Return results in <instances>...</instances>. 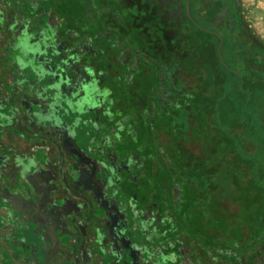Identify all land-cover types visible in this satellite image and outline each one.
<instances>
[{"label":"flooded vegetation","instance_id":"flooded-vegetation-1","mask_svg":"<svg viewBox=\"0 0 264 264\" xmlns=\"http://www.w3.org/2000/svg\"><path fill=\"white\" fill-rule=\"evenodd\" d=\"M29 3L11 58L36 129L20 136L55 149L54 171L94 202L118 259L264 264V163L249 156L254 147L227 156L230 147L209 145L189 96L157 97V16L146 19L141 1L94 0L106 15L80 17ZM129 8L140 13H121ZM175 76L188 93L192 77Z\"/></svg>","mask_w":264,"mask_h":264},{"label":"crops","instance_id":"crops-1","mask_svg":"<svg viewBox=\"0 0 264 264\" xmlns=\"http://www.w3.org/2000/svg\"><path fill=\"white\" fill-rule=\"evenodd\" d=\"M237 4L249 39L264 49V0H253L249 10L244 0ZM22 22L5 20L0 10V107L9 103L11 92L25 94L23 84L14 81L18 74L11 58ZM7 118L0 112V264H123L113 249L121 248L119 241L110 236L94 202L73 193L70 181L54 171L61 161L55 149L46 155L41 143L20 136ZM238 133L249 138L242 129ZM248 133L254 136V130Z\"/></svg>","mask_w":264,"mask_h":264},{"label":"trees","instance_id":"trees-1","mask_svg":"<svg viewBox=\"0 0 264 264\" xmlns=\"http://www.w3.org/2000/svg\"><path fill=\"white\" fill-rule=\"evenodd\" d=\"M31 1L23 0V3ZM41 1L50 4L53 10L66 11L75 17L106 15L105 12L95 13L94 0ZM180 1L183 16L176 24L179 36L171 38V46L162 36L164 24L157 25V34L165 46L157 51V97L192 98L193 112L200 115L197 119L207 124V143L230 147L226 149L228 156L248 140L238 130H244L249 136L248 131L253 130L251 121L258 120L256 113H264V49L249 39L237 0H215L208 6L202 4V0L194 1L202 15L214 21L223 13L229 23L222 26L227 35L199 23L192 13V0ZM225 1H229V5ZM225 54L232 60L233 67L226 62ZM178 69L192 77L193 86L188 93L180 94L175 76ZM205 114L207 116H201ZM261 124L264 128V123Z\"/></svg>","mask_w":264,"mask_h":264},{"label":"rangeland","instance_id":"rangeland-1","mask_svg":"<svg viewBox=\"0 0 264 264\" xmlns=\"http://www.w3.org/2000/svg\"><path fill=\"white\" fill-rule=\"evenodd\" d=\"M23 0H0V6H1V11L3 17L6 19H16L19 21H23L24 18L31 17V12L35 11V8L31 3H22ZM128 3H132L133 1H141L140 3V9L143 10L144 16L146 19L148 18H153L157 16V20L160 21L161 23L164 24L162 27L165 37L171 38L175 37V34L178 33V30L176 29V24L179 23L178 20L180 17L183 16L182 14V8L179 5L180 0H125ZM143 1V2H142ZM195 0H192V13L195 19L201 23L202 25L208 27V28H213L217 29L218 31L222 32V34H225V31L219 26L216 25V23L219 25H224L228 26V20L225 19V16L221 14L220 17H216L215 21L212 20L211 18L205 17L202 15V12L200 8H198V4H194ZM215 0H202V4L211 5L214 3ZM253 0H244V6L245 8H248L251 5ZM22 3V4H21ZM199 5V6H202ZM225 4L229 5V1H225ZM42 5L40 4L37 9H38V14L39 16H42ZM172 7V9H170ZM207 9V8H206ZM246 10V9H245ZM127 11L131 12L132 14L138 16V11L137 8H129L126 10H122V14L125 12L128 13ZM16 21V20H15ZM183 22V20H181ZM214 22V23H213ZM216 25V26H213ZM171 36V37H170ZM225 59L226 62L233 67L234 64L232 60L225 54ZM180 85V84H179ZM256 117L258 120H252L251 123L253 125V130H254V136H250L247 138L246 142H243L244 145L240 146L241 154H244V151L246 152L248 147L245 145L249 143H253L255 145L254 150L249 154V156L255 158L256 161L264 163V128L261 126V123H264V113L258 112L256 113ZM245 132V131H244ZM247 143V144H246ZM260 165V164H259ZM264 166V164H263ZM261 171H264V168H262ZM243 176V174H241ZM260 182L263 183L264 181L260 179ZM230 188V187H227ZM229 190H233L230 188Z\"/></svg>","mask_w":264,"mask_h":264},{"label":"water","instance_id":"water-1","mask_svg":"<svg viewBox=\"0 0 264 264\" xmlns=\"http://www.w3.org/2000/svg\"><path fill=\"white\" fill-rule=\"evenodd\" d=\"M189 8V3H188ZM9 103L2 105L0 107V112L2 113V116L8 117L7 123H13L17 125L16 128L17 132H22V128L25 130H30L31 132H35L36 127V121L35 117L29 113L23 112L26 108L25 105V96L21 92V90L17 89L14 92H11L9 94ZM14 128V129H15ZM34 137L30 136V139H33ZM87 188V187H85ZM118 256L120 257V252H118Z\"/></svg>","mask_w":264,"mask_h":264}]
</instances>
